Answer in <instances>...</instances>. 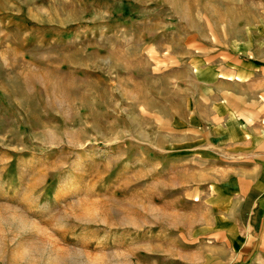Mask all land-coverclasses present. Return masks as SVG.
I'll list each match as a JSON object with an SVG mask.
<instances>
[{
    "label": "rangeland",
    "instance_id": "obj_1",
    "mask_svg": "<svg viewBox=\"0 0 264 264\" xmlns=\"http://www.w3.org/2000/svg\"><path fill=\"white\" fill-rule=\"evenodd\" d=\"M240 61L264 0H0V264H264Z\"/></svg>",
    "mask_w": 264,
    "mask_h": 264
},
{
    "label": "crops",
    "instance_id": "obj_2",
    "mask_svg": "<svg viewBox=\"0 0 264 264\" xmlns=\"http://www.w3.org/2000/svg\"><path fill=\"white\" fill-rule=\"evenodd\" d=\"M238 66L234 67L235 76L233 78L234 93L233 97L243 102L245 106L250 108L249 117H257V114L264 115V64L257 61L238 62ZM262 70H258V69ZM238 73V74H237ZM263 75V77H258ZM237 85L239 90L237 91ZM257 112V113H256ZM242 119L239 121L242 125H252L250 122ZM256 124V123H255ZM264 125V123H258Z\"/></svg>",
    "mask_w": 264,
    "mask_h": 264
},
{
    "label": "bare ground",
    "instance_id": "obj_3",
    "mask_svg": "<svg viewBox=\"0 0 264 264\" xmlns=\"http://www.w3.org/2000/svg\"><path fill=\"white\" fill-rule=\"evenodd\" d=\"M124 235H126V234H123V236H124ZM123 236H121V240H124V239H126V238H123Z\"/></svg>",
    "mask_w": 264,
    "mask_h": 264
}]
</instances>
